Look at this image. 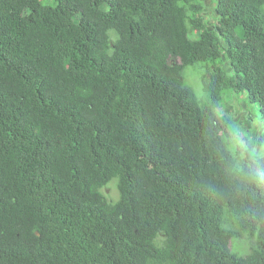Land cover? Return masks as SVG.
I'll return each instance as SVG.
<instances>
[{
  "label": "trees",
  "instance_id": "obj_1",
  "mask_svg": "<svg viewBox=\"0 0 264 264\" xmlns=\"http://www.w3.org/2000/svg\"><path fill=\"white\" fill-rule=\"evenodd\" d=\"M211 1L0 0V264H264V0Z\"/></svg>",
  "mask_w": 264,
  "mask_h": 264
},
{
  "label": "rangeland",
  "instance_id": "obj_2",
  "mask_svg": "<svg viewBox=\"0 0 264 264\" xmlns=\"http://www.w3.org/2000/svg\"><path fill=\"white\" fill-rule=\"evenodd\" d=\"M202 4L204 5V16L206 19H214L213 18V3L211 0H201ZM221 40V39H220ZM222 43V41H221ZM212 62H208L207 65H211ZM221 64V63H220ZM222 65V64H221ZM223 69H228V65H222ZM205 68L199 69L197 68L194 69L192 67H188L183 70V75L186 78L187 83L192 86L193 91L195 92L196 97L198 98L199 101H202L205 99V95L202 89V84H201V74L202 71H204ZM226 96H225V101L220 108L223 112L229 113L234 121L236 122L234 125V128L236 131L234 133V141L240 140L242 143L244 142L243 138H252L254 136V133L247 132L246 130L240 131L237 129H241V127H244L247 130H250L251 128L257 129L259 127L262 128V122L260 120L261 113L259 109V105L257 103L250 102L245 94H239V93H234L232 91H226ZM249 119H248V118ZM237 122L239 124H237ZM247 136V137H246ZM236 139V140H235ZM103 192L108 198H115L117 196V189L115 186L114 181H111L105 188L103 189ZM241 240V239H239ZM248 238H245L244 241H241L243 244L240 246L242 250H239L238 253L240 254H245L247 252V245L249 244ZM231 249L233 251H236L235 249L237 248L238 242L236 241H231ZM239 242V244L241 245ZM238 244V245H239ZM237 252V251H236Z\"/></svg>",
  "mask_w": 264,
  "mask_h": 264
},
{
  "label": "clouds",
  "instance_id": "obj_3",
  "mask_svg": "<svg viewBox=\"0 0 264 264\" xmlns=\"http://www.w3.org/2000/svg\"><path fill=\"white\" fill-rule=\"evenodd\" d=\"M225 64H227V62H225L224 65H225ZM228 91H231V90H228ZM226 94H227V93H226ZM226 94L224 95L223 101H225V96H226ZM222 105H223V104H222ZM247 118H248V117H247ZM248 119H249V118H248ZM252 130H253V129L251 128V129L248 130V131H252Z\"/></svg>",
  "mask_w": 264,
  "mask_h": 264
}]
</instances>
